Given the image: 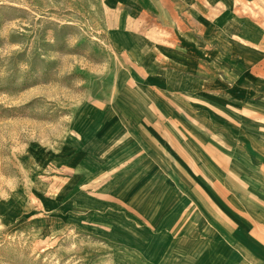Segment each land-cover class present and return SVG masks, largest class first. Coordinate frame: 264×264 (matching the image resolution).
Masks as SVG:
<instances>
[{
    "label": "rangeland",
    "instance_id": "rangeland-1",
    "mask_svg": "<svg viewBox=\"0 0 264 264\" xmlns=\"http://www.w3.org/2000/svg\"><path fill=\"white\" fill-rule=\"evenodd\" d=\"M164 11L163 0H0V264H246L194 232L214 222L198 215L208 177L188 134L150 139L161 109L129 100L133 85L151 88L125 48L161 36Z\"/></svg>",
    "mask_w": 264,
    "mask_h": 264
},
{
    "label": "crops",
    "instance_id": "crops-1",
    "mask_svg": "<svg viewBox=\"0 0 264 264\" xmlns=\"http://www.w3.org/2000/svg\"><path fill=\"white\" fill-rule=\"evenodd\" d=\"M163 3L161 36L125 48L129 62L150 77L151 91L129 90L131 106L160 108L162 131L149 138L168 145L187 133L185 147L203 161L208 210L197 198L198 215L214 224L194 232L216 237L213 250L225 261L264 264V0ZM147 47L152 57L140 53ZM170 122L177 136L163 130Z\"/></svg>",
    "mask_w": 264,
    "mask_h": 264
}]
</instances>
